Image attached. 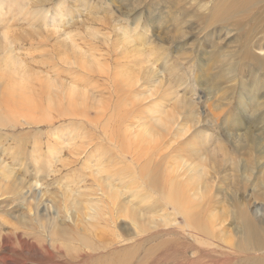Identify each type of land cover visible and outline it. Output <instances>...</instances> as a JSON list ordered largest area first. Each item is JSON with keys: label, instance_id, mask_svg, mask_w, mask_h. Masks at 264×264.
<instances>
[{"label": "rangeland", "instance_id": "1", "mask_svg": "<svg viewBox=\"0 0 264 264\" xmlns=\"http://www.w3.org/2000/svg\"><path fill=\"white\" fill-rule=\"evenodd\" d=\"M0 3V235L13 240L8 248L0 243V264H62L55 250V259L40 257L32 245H23L25 253L16 230L39 245L36 238L47 234L35 221V208L60 210L66 190L96 198L104 179L116 183L124 204L154 210L144 211L143 222L121 218L137 232L145 227L143 236L102 223L89 235L93 246L71 243L75 254L108 247L117 229L120 247L140 241L139 257L156 253L149 264L264 258V247H247L242 233L249 223L264 232V0ZM14 60L22 66L14 67ZM22 78L32 108L8 100V87ZM47 79L62 92L59 104L48 103ZM70 87L87 94L78 109L68 104ZM147 128L155 138L144 146L136 133ZM151 168L162 178L172 169L176 177L199 173L208 231L189 227L163 199L161 182L153 190ZM35 197L39 206L31 209L26 200ZM53 215L57 224H74L69 215Z\"/></svg>", "mask_w": 264, "mask_h": 264}, {"label": "bare ground", "instance_id": "2", "mask_svg": "<svg viewBox=\"0 0 264 264\" xmlns=\"http://www.w3.org/2000/svg\"><path fill=\"white\" fill-rule=\"evenodd\" d=\"M1 5H3V3H0V6ZM8 31L11 34V32H10L11 29ZM127 36H128V33L125 32V39ZM70 37H72L71 34H70ZM3 38L5 40V43H7V45H9V40H8L6 33L3 34ZM67 38L69 39V37H67ZM2 42H4V41H2ZM4 44H2V45H4ZM19 46H20V44H19ZM9 57H10V55H9ZM81 61L84 62L85 64H88L87 66L91 67V64L89 65L88 61H85L84 59H81ZM97 62H98V60H97ZM10 63L13 64L14 67L17 66V68H18V66H22L21 62L16 61V60H14ZM54 85H53L51 79H47L46 82L44 83V87L46 89L45 95H46L48 103L50 105L59 104L58 103L59 100H57V99L59 97H61L59 92L62 93L61 91L55 92L53 89ZM74 87H70V89H69L70 91L68 90L69 91L68 97H67L68 102H69L68 104L73 109H78L77 107L79 105L83 104L84 100L86 99L85 95H87V94L84 95V93H82L81 90L80 91L76 90ZM29 88H30V86L28 85V83H26V81L23 80V78L20 81H14V83L12 82V84L8 87V94H7L8 100H12L15 102L17 100L18 103L21 102L20 105L23 104L24 106H28V107L30 106L32 108L33 104H31V96L29 94ZM54 88H55V86H54ZM70 112L72 113V111H70ZM160 113H162V112H160ZM67 115H68V113H67ZM0 117H1V115H0ZM162 124H164V123H162ZM166 126H168V125L166 124ZM139 134H141V133H139ZM139 134L136 133V136H138L140 138V140L143 142V143H141V145H144V146H146L145 143L151 144L155 138V135L153 134V132L148 128L144 129L143 134H141V135H139ZM123 136H124V134H123ZM134 137H135V135H134ZM129 142H130L129 144H131L132 141H129ZM136 145H137V143H136ZM137 149H139V148H137ZM147 167L149 168V166H147ZM144 169H145V167H144ZM154 169L155 168H153V169L151 168L150 170H148V172L150 174H153V186H154V187H152L153 190H155V192H158L156 189L160 190V186L157 182H161V184L164 187V189L162 191L163 192V199L167 203L173 204L175 206L177 212L184 215V219L187 221L189 227H190V225L193 226L197 230L198 233H200L202 230L204 232L208 231L209 226H207V224L203 223L204 222V221H202L203 216L201 215V211H200V207H199V206H201V203H202V194H204V193H202V194L200 193V184L201 183H200L199 173H196L197 176L196 177L193 176L191 179H190L189 175L187 177H185V175H183V174H179V176L176 177L177 176L176 170H178V172L181 171L180 166H179L176 168V170L172 169L169 172L167 171L165 178L164 177L162 178L161 174H159V171H155ZM100 170H101V168H100ZM152 170H154V172ZM141 177H143V176H141ZM142 179L144 180L146 178L143 177ZM104 180H105V184H103L102 182L99 183V186L103 187L101 189L102 194L96 198H91V197L88 198L89 194H87V193L83 194V193H81L82 191H79V190H75V191L74 190L73 191L72 190L71 191L66 190L64 192V194H62V197H59L62 200V202L60 201V203H59L60 204V210L55 209L53 214L56 213V214H61V215L62 214L69 215V217H71V220H73V223H74L73 225H70L68 223L66 226H64V224H57L58 223L56 221L57 215L54 216L52 213H50L49 210H46L45 212H39V210L35 208V213H34V215L36 216L35 221L37 220L36 223H37L38 227H41L42 232L44 231L47 235H46V239L42 238L43 240L41 239V237L36 238V241H38L40 243L39 245H36L34 242L31 243L27 239H25L26 236L22 237L21 233L18 230H16V237L19 240L20 246H22L21 248L25 251V253L30 252L29 250H27L28 249L27 247H28V245H32V246H34L33 251L36 252L37 255L39 254L40 257L41 256L45 257L47 255L50 258L55 259L56 254L63 255L65 260L64 261L62 260L63 261L62 264H71L70 259H74L75 261L77 259L78 261H80V264H90L91 262H93V264H149L152 260V257L156 253L154 251H146L144 249L147 253L144 254L143 256L139 257L138 252H139V250H142V248H140L141 246L140 247L138 246L139 245L138 243L140 241L135 242L134 244H131L129 246L127 245V247H125V248L120 247L123 243L119 238L120 234H116L117 229L116 230L114 229L115 230V237H114L115 239L113 238L114 242H112L113 240H111L112 243H111V245L109 244L108 247L105 246L102 249L98 248L94 251L89 248V250L77 251V254H75L71 251L70 246H71L72 242H75V243L78 242V245H79V243H82L86 247H91L90 245H92L91 244L92 236L89 237V235L92 232V229H94V230L99 229V225L100 224L102 225V223L103 224L105 223L106 224L105 226L114 224V226H116L118 228H119V225H121L123 228L122 229L119 228L120 232H122V230H124L127 235H131L133 233L132 235H135V236H138L139 234H141V236H143V231H144L145 227H140L141 231L137 232L134 225H132L131 223H128L126 221H123V219H121V218L129 217L133 221V223H138L140 220L143 222V220L147 216V215L145 216L144 211H146V213H151L154 209L150 210L146 206V210L143 208V211L141 212V208H142L141 206H138V205L135 206L134 204L132 206H130L127 203L124 204V202L120 201L122 192H120L118 190V187L114 186V184H116V183H114L113 181H111L109 179H104ZM115 180L116 179H114V181ZM117 181H118V179H117ZM18 188H19V185H18ZM147 189H148V187H147ZM192 189H194L193 190L194 192L190 191ZM203 190L204 189H202V191ZM130 191H131V193L132 192L134 193L133 197L135 198L136 197L135 196V190H130ZM137 193H138V191H137ZM144 197H146V196H144ZM36 198L37 197L33 198L32 200H26L24 198L27 201V203L29 204V206L31 207V209L34 207L33 206L34 204L39 206V203L37 202ZM192 202H194L195 206L193 205ZM145 205H146V203H145ZM148 211H150V212H148ZM154 212H156V211H154ZM34 215H33V217H34ZM149 217L152 218L153 217L152 214ZM166 219H165V222H166ZM152 221H154V220H152ZM245 221H247V219H245ZM249 222H250V220H249ZM63 223H65V222H63ZM208 224H210V223H208ZM114 226H112L110 228H113ZM244 227H246V226H244ZM247 228L248 229L245 230V232H242V233H244L243 235H245L244 239H245L246 246L248 247L251 244V248H252V245H254V247H257V248H260L262 246L264 247V240H263L264 238H262V236H264V232L261 231L260 229H258L255 224H251V223H249V226ZM105 230H107V229L106 228H103V230L101 229V231H102L101 236H102V238L106 239V237L104 235ZM243 230H244V228H243ZM98 231H100V230H98ZM95 234H96V232H95ZM29 235H32V232ZM155 235L156 234H153V236H155ZM150 237H147L143 241H150L152 239V237L151 238ZM258 238L261 239L262 241L261 240L258 241ZM49 240L51 241L50 246H52L53 248L50 247L49 244L47 243ZM58 240L62 241L63 244H60L61 242H58ZM128 240H126V241H128ZM12 241L13 240H11V237L8 236V234H2L1 233V235H0L1 246H3L4 248L11 247L13 245ZM23 245H27V247L25 248ZM58 245H61V246H58ZM188 245L191 246L190 244H188ZM189 246L186 245V248H184L185 251L182 250V252H186V250L190 248ZM54 250H55L56 254L54 253ZM75 250H77V247L75 248ZM124 252L126 253L125 257H123ZM199 253H200V250H198L197 252H194L195 255H199ZM21 256H24V255H21ZM63 256H62V258H63ZM8 258H10V257H8ZM256 258L257 257L255 256V258H251V260H249L250 256H247L246 257V263H244V264H264V258H257V259ZM74 260H71V261H74ZM54 261H56V260H54ZM51 263H52V261H51ZM20 264H27V260L21 259ZM74 264H79V263H74Z\"/></svg>", "mask_w": 264, "mask_h": 264}]
</instances>
